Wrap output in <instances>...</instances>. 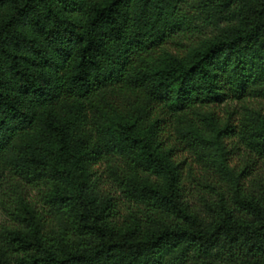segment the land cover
Returning <instances> with one entry per match:
<instances>
[{
	"label": "trees",
	"instance_id": "1",
	"mask_svg": "<svg viewBox=\"0 0 264 264\" xmlns=\"http://www.w3.org/2000/svg\"><path fill=\"white\" fill-rule=\"evenodd\" d=\"M0 264H264V0H0Z\"/></svg>",
	"mask_w": 264,
	"mask_h": 264
},
{
	"label": "rangeland",
	"instance_id": "2",
	"mask_svg": "<svg viewBox=\"0 0 264 264\" xmlns=\"http://www.w3.org/2000/svg\"><path fill=\"white\" fill-rule=\"evenodd\" d=\"M234 103L235 102L232 101V102H229L228 104H220L216 108V110H218V112H220L221 115H225L226 110L230 109V107H232L234 105ZM177 156L181 158V157L185 156V152H180V153H178Z\"/></svg>",
	"mask_w": 264,
	"mask_h": 264
}]
</instances>
